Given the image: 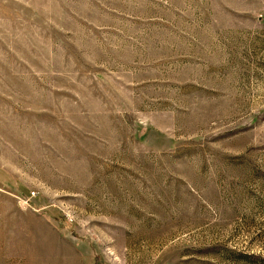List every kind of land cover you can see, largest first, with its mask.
<instances>
[{
  "label": "rangeland",
  "instance_id": "1",
  "mask_svg": "<svg viewBox=\"0 0 264 264\" xmlns=\"http://www.w3.org/2000/svg\"><path fill=\"white\" fill-rule=\"evenodd\" d=\"M264 264V0H0V264Z\"/></svg>",
  "mask_w": 264,
  "mask_h": 264
},
{
  "label": "trees",
  "instance_id": "2",
  "mask_svg": "<svg viewBox=\"0 0 264 264\" xmlns=\"http://www.w3.org/2000/svg\"><path fill=\"white\" fill-rule=\"evenodd\" d=\"M99 264H101V260H98Z\"/></svg>",
  "mask_w": 264,
  "mask_h": 264
}]
</instances>
